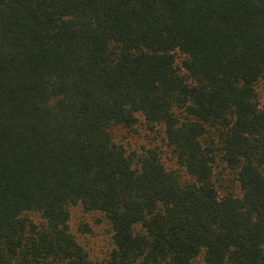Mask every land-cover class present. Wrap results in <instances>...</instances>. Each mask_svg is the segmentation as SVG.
<instances>
[{"label":"trees","instance_id":"obj_1","mask_svg":"<svg viewBox=\"0 0 264 264\" xmlns=\"http://www.w3.org/2000/svg\"><path fill=\"white\" fill-rule=\"evenodd\" d=\"M260 87L264 0H0V264H264Z\"/></svg>","mask_w":264,"mask_h":264},{"label":"rangeland","instance_id":"obj_2","mask_svg":"<svg viewBox=\"0 0 264 264\" xmlns=\"http://www.w3.org/2000/svg\"><path fill=\"white\" fill-rule=\"evenodd\" d=\"M259 95L261 105L264 106L263 87H260ZM94 218L95 216L84 214L80 208L76 207L72 209L70 226L79 241L87 245V249L91 251V254L97 256L108 247L109 234L106 224L101 223L98 225L94 222ZM83 223H88L92 231L83 233L81 227Z\"/></svg>","mask_w":264,"mask_h":264}]
</instances>
